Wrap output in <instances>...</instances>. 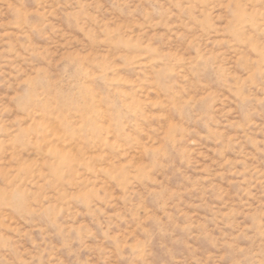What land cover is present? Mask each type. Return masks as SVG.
Wrapping results in <instances>:
<instances>
[{
	"label": "rangeland",
	"instance_id": "obj_1",
	"mask_svg": "<svg viewBox=\"0 0 264 264\" xmlns=\"http://www.w3.org/2000/svg\"><path fill=\"white\" fill-rule=\"evenodd\" d=\"M0 264H264V0H0Z\"/></svg>",
	"mask_w": 264,
	"mask_h": 264
}]
</instances>
